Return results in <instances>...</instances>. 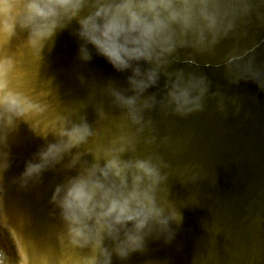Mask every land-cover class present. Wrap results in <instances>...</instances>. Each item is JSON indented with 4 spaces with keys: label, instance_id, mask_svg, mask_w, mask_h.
I'll return each instance as SVG.
<instances>
[{
    "label": "clouds",
    "instance_id": "9594fccd",
    "mask_svg": "<svg viewBox=\"0 0 264 264\" xmlns=\"http://www.w3.org/2000/svg\"><path fill=\"white\" fill-rule=\"evenodd\" d=\"M258 7H264V0H0V176L10 166L9 133L18 120L33 115L29 106L38 103L17 86L20 70L4 51L19 32L26 33V47L33 60H39L45 45L51 47L56 33L75 19L80 60L90 61L94 52L115 71L127 73L126 88L109 83L104 94L138 126L135 133L120 128L107 146L97 145L92 161L81 163L79 152L72 155L66 167L79 164L78 170L57 184L50 198L63 226L57 239L65 243L66 251L60 257L45 255L39 264H113L114 256L125 261L143 251L150 237L165 243L173 239L171 225L181 216L167 199L165 162L153 154H124L134 153L136 134L151 124L143 120L145 110L158 108L183 117L202 111L206 100L215 98L220 111L226 101L240 111L239 98L212 91L203 72L169 69L179 60V50H188L190 65L196 63L193 54H212L216 44ZM257 15L264 21V12ZM222 64L232 84L252 81L264 91V65L248 51L234 49ZM161 77L162 94L145 96L150 88L161 91ZM82 107H65L44 127V134L51 131L56 139L25 162L18 178L21 187L38 180L94 135L83 116L79 122L73 119ZM96 111L105 117L102 105L97 104ZM68 248L87 249L88 254L73 256Z\"/></svg>",
    "mask_w": 264,
    "mask_h": 264
},
{
    "label": "water",
    "instance_id": "95a60500",
    "mask_svg": "<svg viewBox=\"0 0 264 264\" xmlns=\"http://www.w3.org/2000/svg\"><path fill=\"white\" fill-rule=\"evenodd\" d=\"M86 12L87 9L81 15ZM258 12H264V7L253 8L243 23L216 44L212 54H193L196 61L193 65L186 62L188 50L177 52L179 60L169 70L183 67L203 72L211 81L212 91L219 89L227 97L239 98L240 111L237 113L234 105L226 101L222 112L215 98H209L202 111L183 117L162 113L158 108L142 113L143 120H150L151 124L136 134L134 153L124 155L153 154L165 162L162 173L166 174L167 199L181 220L172 223L175 235L170 242L150 237L143 251L132 253L125 261L114 256L113 263L264 264V91L252 81L232 84L225 78L222 64L235 49L248 51L258 64L264 65V21L258 18ZM77 27L74 19L57 32L54 43L51 47L45 45L39 60H33L27 49L25 32H19L4 50L20 70L16 73L17 86L38 102L29 106L33 115L17 121L28 126L19 127L16 136V128L9 134L21 147L26 145V159H32L37 150L56 139L54 133L44 134L43 129L65 107L82 104L73 119L79 122L83 116L94 132L86 143L46 169L38 180L20 186L35 196L33 204L28 199L25 203L28 216L34 213V219L24 223L28 229L35 227V235L45 240L44 248L36 250L40 260L34 264H39L45 255L60 257L66 251L65 243L57 239L63 226L50 198L56 185L78 170L79 164L71 169L66 167L72 155L79 152L81 163L92 161V151L97 145L107 146L120 128L135 133L138 127L128 122L124 110L104 94L109 83L126 88L127 73L115 71L94 52L90 61L80 60L74 35ZM163 82L161 77V91L150 88L144 95L162 94ZM97 104L103 106L104 118L98 116ZM39 107L42 111L37 114ZM35 124L42 131L27 135L35 131ZM24 167L25 162H21L22 170ZM19 177L16 172L13 179L18 184ZM4 193L6 198L0 201L7 204V189ZM51 227L58 231L54 237L49 236ZM7 246L0 236V264H13ZM67 253L83 256L88 250L68 248Z\"/></svg>",
    "mask_w": 264,
    "mask_h": 264
}]
</instances>
